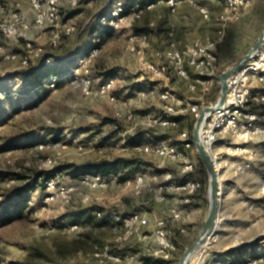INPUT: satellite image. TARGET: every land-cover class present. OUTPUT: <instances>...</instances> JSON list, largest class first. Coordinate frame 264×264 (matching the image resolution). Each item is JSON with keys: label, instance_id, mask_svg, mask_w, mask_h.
I'll return each mask as SVG.
<instances>
[{"label": "rangeland", "instance_id": "1", "mask_svg": "<svg viewBox=\"0 0 264 264\" xmlns=\"http://www.w3.org/2000/svg\"><path fill=\"white\" fill-rule=\"evenodd\" d=\"M119 1L155 6L141 18H130L114 34L101 30V53L88 67L93 91L87 95L80 82L65 77L85 50L82 46L101 29L100 18ZM195 2L209 9V20L186 0L176 12L163 0H81L76 7L65 1L57 27L44 33L31 26L23 36L2 40L6 50L16 54L24 52L26 42L42 46L54 57L51 75L55 66L63 79L49 88L47 68L33 63L25 69L0 55V213L22 212L18 219L0 223V264H150L159 249L155 235L159 220L168 222L176 247L165 264L180 263L208 211L210 176L194 150L190 158L203 183L198 194L185 203L184 194L163 187L168 172L176 181L183 179L181 165L139 147L180 144L183 132L192 138V118H179L178 127H160L152 116L162 115L165 103L154 94L131 92L149 83L172 89L180 98L198 96L172 71L153 80L144 60L130 51V38L146 33L147 61L156 62L155 52L173 41L182 48L195 40L215 39L223 17H229L216 66L220 77L264 32L263 0L237 10L226 0ZM16 11L26 13L32 23L27 0H0V30L10 25ZM67 27L74 28L72 35L64 33ZM56 33L61 44L53 48L50 39ZM113 76L120 78L114 102L96 94L98 86ZM243 147L250 153L226 155L229 169L221 173L219 225L190 264H264V152H260L264 139ZM101 162L107 163L96 171L93 164ZM234 164L245 165L247 171L236 172ZM97 176L101 182L92 180ZM47 180L53 182L49 188ZM171 209L181 212L180 221L172 220ZM134 213H141L148 223L129 234L123 220Z\"/></svg>", "mask_w": 264, "mask_h": 264}, {"label": "built area", "instance_id": "2", "mask_svg": "<svg viewBox=\"0 0 264 264\" xmlns=\"http://www.w3.org/2000/svg\"><path fill=\"white\" fill-rule=\"evenodd\" d=\"M27 1L30 4V11L33 16L32 23L28 20L26 13L22 11L12 12L10 25H6L0 30V55L7 60L18 61L25 69L32 67L33 63L34 65L38 63L44 68H49L54 65V57L52 54L47 53L42 46L26 42L24 52L16 54L6 50L1 42L3 39L25 35L31 26L44 33L51 27H57L60 20V7L63 2L68 1L72 7H76L81 0ZM164 1L169 5L172 12H176L178 6L182 3V0ZM186 1L198 7L199 13L204 20L210 19V11L207 7L198 6L195 0ZM252 2L253 0H226L229 7L234 10H237L238 7H249ZM154 6L153 3L145 5L135 3L130 6L122 1L113 5V8L100 18L101 29L94 36L92 45L77 58L71 72L65 78L76 83L80 82L85 94L90 95L93 90H91L92 80L88 75V67L101 53V44L104 36L101 30H106L107 28L118 30L130 18H141L144 12L150 11ZM229 19V17H223V26L218 30L215 39L195 40L186 43L182 48H179L173 41L164 49L155 52L156 62H148L146 58V52L150 47L148 35L139 33L131 36L130 51L136 54L140 60H144L153 80L164 79L172 71L178 79L187 82L190 93L198 96L196 99L180 98L172 89H162L159 84L152 85L147 83L146 88L139 91L137 95L145 97L154 94L165 103L163 114L158 117L156 115L152 116L155 124L164 128L178 127L180 124L179 118L186 116H191L196 123L204 108L217 105L221 91L216 102L211 99L214 96V90L218 86L221 87L216 66L219 62L220 49L226 42V25ZM73 32V27H67L64 31L68 36L72 35ZM169 35L173 36L172 33ZM50 41V46L53 48L58 47L61 44L60 34H54ZM82 74L85 76L83 77ZM61 79L63 77L59 75H50L46 80L47 86L55 88ZM119 79V76L108 78L98 86L96 94L107 96L113 102L116 101L117 98L114 92ZM150 115L148 117H151ZM201 138L205 149L215 164V168H219L218 172L220 174L222 171L229 169L228 159L226 158L229 151H235L239 154L250 153L247 147H243V144H249L261 138L264 139V43L253 57L228 79L227 104L223 109L207 116L201 128ZM232 145H236L234 150L230 148ZM40 148L42 149L43 145ZM140 148L146 152L155 153L160 158L177 162L181 165L183 179L176 181L173 178V174L168 172L166 184L163 187L167 191L184 194L187 197L184 200L185 203H190L191 198H194L203 188L202 181L195 176L197 166L190 158L191 152L196 150V148L192 143L189 132L181 134V143L177 145L159 142L155 147L146 146ZM260 152H264V148ZM254 153L251 152V159H253ZM235 166L236 168L233 170H236V172L243 173L247 171L245 165L234 164ZM86 179H89V177ZM92 180L96 182L102 181L100 176L92 178ZM138 181L142 183L143 178H139ZM50 184H53L51 180L45 182L47 188L50 187ZM169 212L173 221L182 219V214L178 210L171 209ZM147 223V219L141 213L131 214L123 220V224L129 234L133 231H138L146 226ZM155 235L159 242V249L151 256L150 264H165L170 261V257L176 248L168 229V222L165 220L157 221ZM119 240L123 239L120 238Z\"/></svg>", "mask_w": 264, "mask_h": 264}, {"label": "water", "instance_id": "3", "mask_svg": "<svg viewBox=\"0 0 264 264\" xmlns=\"http://www.w3.org/2000/svg\"><path fill=\"white\" fill-rule=\"evenodd\" d=\"M264 3V0H263ZM264 43V32L258 41L251 47V49L232 67L223 72L220 77L221 95L215 107H207L201 111L199 119L196 121L192 133V143L194 144L198 155L200 156L204 166L206 167L210 176L209 187V208L203 221L202 227L195 242L185 250L179 264H190L191 259L195 253L201 248L211 236L214 235L219 222V211L223 197L222 183L220 181L219 172L215 168V164L210 154L205 149L202 138L201 128L209 114L217 110L223 109L227 104L228 97V79L238 72L243 65H245L253 55L260 49Z\"/></svg>", "mask_w": 264, "mask_h": 264}, {"label": "trees", "instance_id": "4", "mask_svg": "<svg viewBox=\"0 0 264 264\" xmlns=\"http://www.w3.org/2000/svg\"><path fill=\"white\" fill-rule=\"evenodd\" d=\"M59 59V58H58ZM59 61V60H58ZM60 62V61H59ZM53 67V66H51ZM55 71V69L53 70V72ZM221 91V87L218 86L215 90H214V96H212V101L216 102L217 101V98H218V94L220 93ZM194 122L195 120H191V123H190V127L191 129H193V126H194ZM124 162L126 163H133L134 161L132 160H123ZM107 162H101V163H97V164H93L94 167L97 169L96 171H99ZM96 174V173H95ZM44 175V173H39L38 174V177H42ZM22 215V212L21 210H18L16 212H9V211H4L2 213H0V223L2 222H11V221H14L15 219H18V217H21Z\"/></svg>", "mask_w": 264, "mask_h": 264}, {"label": "crops", "instance_id": "5", "mask_svg": "<svg viewBox=\"0 0 264 264\" xmlns=\"http://www.w3.org/2000/svg\"><path fill=\"white\" fill-rule=\"evenodd\" d=\"M133 1H137V0H133ZM138 1H140V0H138ZM163 1H164V0H163ZM107 30H110L111 32H113V34L116 33V31L113 30V29H109V28H108ZM94 33H95V31H94ZM107 33H109V31H107ZM107 33H106V34H107ZM92 37H93V35H92ZM91 45H92V40L90 39L88 42H86V43L82 46V47L85 49V50L82 51V54H83L84 52H86V51L90 48ZM54 65H55V64H54ZM59 65H60V64H59ZM59 65H58V66H59ZM53 69H55V71L53 72V73H55V74H52V75H58V73H59L58 68H56V67L54 66ZM46 70L48 71V72H47V71H46V72L48 73V78H49V76L51 75V67L47 68ZM48 78H47V79H48ZM105 80H106V79H105ZM105 80H104V81H105ZM159 85H160V84H159ZM172 85H173V84H171V86H172ZM160 86H161V85H160ZM141 88H142V86H140L139 88L137 87V89L132 90L131 93L137 95V93H138L137 91H138L139 89H141ZM129 91H131V90L128 89L127 92H129ZM193 151H194V150H193ZM193 153H194V152H193ZM220 180H221V177H220ZM197 197H198V196H197Z\"/></svg>", "mask_w": 264, "mask_h": 264}, {"label": "bare ground", "instance_id": "6", "mask_svg": "<svg viewBox=\"0 0 264 264\" xmlns=\"http://www.w3.org/2000/svg\"><path fill=\"white\" fill-rule=\"evenodd\" d=\"M216 170H217V172H218V171H219V168H216ZM219 175H220V177H221V174H220V173H219ZM220 181H221V180H220ZM209 198H210V196H209ZM218 225H219V222H218ZM218 225H217V226H218ZM211 237H212V236H211ZM211 237H210V238H211ZM206 243H207V242H206ZM206 243H205V244H206ZM205 244H204V245H205ZM204 245H203V246H204ZM203 246H202V247H203ZM202 247H201V248H202ZM199 249H200V248H199Z\"/></svg>", "mask_w": 264, "mask_h": 264}]
</instances>
